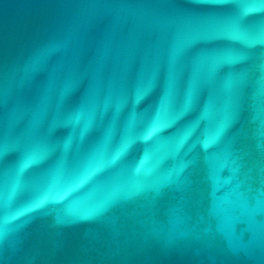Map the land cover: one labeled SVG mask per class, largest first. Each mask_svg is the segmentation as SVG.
I'll use <instances>...</instances> for the list:
<instances>
[{
    "label": "water",
    "instance_id": "1",
    "mask_svg": "<svg viewBox=\"0 0 264 264\" xmlns=\"http://www.w3.org/2000/svg\"><path fill=\"white\" fill-rule=\"evenodd\" d=\"M0 264H264V0H0Z\"/></svg>",
    "mask_w": 264,
    "mask_h": 264
},
{
    "label": "snow or ice",
    "instance_id": "2",
    "mask_svg": "<svg viewBox=\"0 0 264 264\" xmlns=\"http://www.w3.org/2000/svg\"><path fill=\"white\" fill-rule=\"evenodd\" d=\"M163 111V108H162ZM166 122L163 119H157L152 127L150 128L149 132H148V136L153 135L154 133L158 132L161 128H163L165 126Z\"/></svg>",
    "mask_w": 264,
    "mask_h": 264
}]
</instances>
